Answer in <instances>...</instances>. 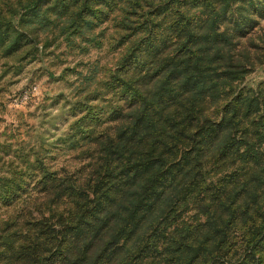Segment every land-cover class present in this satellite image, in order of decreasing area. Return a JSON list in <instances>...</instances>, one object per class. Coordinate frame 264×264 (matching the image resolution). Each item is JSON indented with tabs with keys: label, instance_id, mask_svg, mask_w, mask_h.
I'll use <instances>...</instances> for the list:
<instances>
[{
	"label": "rangeland",
	"instance_id": "1",
	"mask_svg": "<svg viewBox=\"0 0 264 264\" xmlns=\"http://www.w3.org/2000/svg\"><path fill=\"white\" fill-rule=\"evenodd\" d=\"M179 50L220 94L209 108L232 101L238 140L259 146L229 193L245 215L215 229L209 192L174 235L124 238L104 211L68 223V193L94 198L108 146ZM239 165L206 164V181ZM0 264H264V0H0Z\"/></svg>",
	"mask_w": 264,
	"mask_h": 264
},
{
	"label": "trees",
	"instance_id": "2",
	"mask_svg": "<svg viewBox=\"0 0 264 264\" xmlns=\"http://www.w3.org/2000/svg\"><path fill=\"white\" fill-rule=\"evenodd\" d=\"M177 52L163 72L166 80L144 94L135 106L131 128L124 132L128 136L116 147L108 146L98 179L88 184L94 198L89 203L83 201L87 191L80 193L82 189L68 193V223L77 224L92 212L91 216H100L104 211L106 225L118 221L117 231L124 238L174 235L175 228L184 222L179 221L180 213L190 204H202L209 192L212 194L203 213L215 229L245 215V207H234L236 199L232 200L229 193L246 191L249 159L258 153L259 146L240 141L235 135L239 110L231 105L232 98L209 108L210 102L217 104L222 98L220 94L209 95L202 62L179 59L183 51ZM184 75L185 79L179 81ZM218 113L221 115L216 119ZM235 161L240 165L216 184L206 181V164L217 171L223 163ZM102 198L106 202L100 205ZM214 203L223 207L222 213L212 211ZM183 229L186 233L193 231L186 226ZM188 246L187 242L183 244Z\"/></svg>",
	"mask_w": 264,
	"mask_h": 264
}]
</instances>
